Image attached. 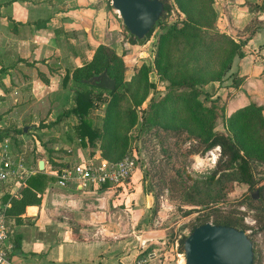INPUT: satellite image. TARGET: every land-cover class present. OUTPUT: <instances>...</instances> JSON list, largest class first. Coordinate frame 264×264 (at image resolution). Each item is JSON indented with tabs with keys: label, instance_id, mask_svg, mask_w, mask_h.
I'll list each match as a JSON object with an SVG mask.
<instances>
[{
	"label": "crops",
	"instance_id": "crops-1",
	"mask_svg": "<svg viewBox=\"0 0 264 264\" xmlns=\"http://www.w3.org/2000/svg\"><path fill=\"white\" fill-rule=\"evenodd\" d=\"M221 1L229 3L231 16L227 32L243 27L253 16L254 10L246 0L241 3ZM251 1L258 3L259 0ZM109 9L106 0H0V97L11 94L17 101L21 97L35 96L37 101H42L41 98L61 93L71 102L63 109L69 108L72 105L71 79L63 85L62 77L90 60L99 43L113 47L116 31L111 18L114 14ZM248 36L242 47L244 55L233 58L231 69L235 68L244 82L226 102L229 111L250 98L264 101V48L261 47L264 23ZM239 98L245 101L238 102ZM56 113L49 114L50 123L40 125L49 127L55 136L42 137L38 132L37 138L46 152L50 147L63 148L64 154L55 156L63 162L69 161L68 156L75 159L89 156L87 145L75 144L79 141L72 132L76 117L70 114L54 121L59 112ZM71 116L75 120H69ZM59 121L60 125L53 127ZM34 131H38L37 128ZM46 140L51 142L50 146ZM48 154L42 157L45 159ZM132 183H136L134 175L117 185L82 188L72 182L60 186L50 180L41 193L40 203L26 205L12 224L11 262L133 264L140 252L155 254L150 249L154 236L147 235L149 230L144 220L150 210V198L147 194L144 196L141 185ZM181 257L182 254L179 262ZM179 262L153 261L152 264Z\"/></svg>",
	"mask_w": 264,
	"mask_h": 264
},
{
	"label": "rangeland",
	"instance_id": "rangeland-1",
	"mask_svg": "<svg viewBox=\"0 0 264 264\" xmlns=\"http://www.w3.org/2000/svg\"><path fill=\"white\" fill-rule=\"evenodd\" d=\"M106 1L109 4V10H111L110 13L113 12L112 14H114V18L113 15L111 16L112 22L114 23L113 28L116 31L113 36V47L122 55L126 64L124 76L127 80H130L141 71V85L137 95L141 96L144 89L147 88V96L141 103H135V99L129 90L124 91L125 97L120 103L122 107L131 105L135 107L137 111L135 123L126 131L127 142L123 156L132 154L135 156L136 167L132 175H134L136 183L132 184L141 185L144 196L147 194L150 198V210L144 220L146 222V228L149 230L147 235L154 236V243L150 245V249L155 251V259L151 260L152 263L153 261L156 263H163L164 261L172 260L179 262L180 254L183 255L184 236L188 234L199 219L209 211L208 208H202V205L191 203L187 199L186 192L182 191L183 197H181L180 184L183 181L182 178L177 181L175 176H177L178 170H183L184 176H186L185 183L183 184L189 185L187 190L190 192L196 191V193H194L196 194L194 197L195 200L207 201V198L215 196V193H222L223 200L218 203V206H220L223 211H232L239 217L241 219L239 227L244 229L248 237L252 240L254 253L252 264H264V210H261L257 205L259 203L257 200L259 193H257L256 197H253L252 193L255 192V188H249L247 183L235 180L230 181L224 179V177H222L220 181H215L214 179L212 182L210 181L209 176L213 174L217 167L220 147L216 145L206 150L203 154H182L180 155V159L178 157L176 158L177 162L172 166L170 163L164 161L157 137H151V127H149V124H142V113L151 100L159 99L160 96L166 92L167 88L173 85L169 79L161 75L154 63L159 35L166 32L169 24L183 17L184 13L179 11L175 0H168L172 6L168 16L154 26L143 43H136L131 42L132 38L130 37V33L123 24L115 8L111 5L110 0ZM241 1L242 0H234V3H241ZM259 2H261V0H259L258 3L254 1L249 5L250 8L254 10L253 16L243 27L230 29V31L227 32L226 30L229 29L231 16L227 6L229 3H222L221 0H213L212 6L215 15L213 23L209 28L210 31L217 30L226 32L234 37L237 42L245 41V38H247L251 31H255L261 26V23H264V11L257 7ZM171 53L173 58L178 56V50L175 48L171 49ZM224 56V52L218 48L213 55L198 59L197 61L190 60L187 65L189 66V71L200 67L202 68L201 72L196 73L194 76L197 86L202 90L199 94V98L203 99L205 92H207L208 99L204 101L205 104H208L210 100H214L217 105V111L219 112L214 129L216 131L228 133L230 131L226 122V117L234 109L229 111L230 109H227L226 102L236 89L241 88L240 84L244 82V79L237 75V72L234 71L235 68L231 69L232 63L228 69L223 70ZM160 65H163L162 60L160 61ZM89 86L90 87H85V90L91 92L94 101L97 103L93 111V121L96 124H101V118L107 100L110 97V92L105 89H100L99 87ZM119 90L122 92L123 87H120ZM41 99L42 101H37V97L29 96L18 98V100L15 101L14 96L11 94L0 97V133L4 134L6 132V136L14 141V145L25 149L27 154L32 156L33 163H35L37 157H42L46 155V153H49L47 155L48 159L59 163L60 161L56 160L55 156L57 157L61 156L60 154H64V149L61 148L63 151L59 148L54 150L50 147V151L46 152L37 137L38 132H40L42 137L55 136L51 133L52 130L48 129L49 127L40 125L41 123H50L52 119H50L51 117L49 114H51V112H61L64 106L71 102L67 95L61 96V93ZM241 100L245 101V98H239L238 102ZM258 100H262V98L257 100L249 99V101L264 106V101L260 102ZM14 108L15 110L10 113V110ZM262 112L264 114V109ZM183 114V110L179 111V115ZM44 119H47V121L43 123L42 120ZM69 120L75 119L71 116ZM56 124L57 125L54 124L53 127L60 125V121L56 122ZM25 125H28L27 129L23 130V132H18V129ZM43 127L47 129L44 128L43 131L40 130V128ZM35 128H37L38 131H34ZM56 131H58V129ZM59 131L64 133V130L60 129ZM44 132L50 133L44 135ZM244 134L256 148L263 143L252 131H245ZM73 136H75L74 133ZM73 136L68 134L70 138H73ZM184 138V135L178 137L183 147L197 143L194 139ZM170 139H174V137H167V140ZM46 142L49 143L48 140H46ZM50 144L51 142L48 145L50 146ZM75 144L81 143L80 141H75ZM88 148V152L92 150L90 155L98 153L102 155L98 142L94 144V146H88ZM66 158L69 161L78 160L73 156H68ZM250 163L254 177L258 181L263 182L264 158L262 159L254 156L250 160ZM218 175L219 172H216L215 178ZM191 177L193 179H191ZM171 178L172 183L170 181ZM193 180H196V186H194ZM194 208L200 209L185 213L187 210ZM179 264H184L183 258Z\"/></svg>",
	"mask_w": 264,
	"mask_h": 264
},
{
	"label": "trees",
	"instance_id": "trees-1",
	"mask_svg": "<svg viewBox=\"0 0 264 264\" xmlns=\"http://www.w3.org/2000/svg\"><path fill=\"white\" fill-rule=\"evenodd\" d=\"M162 1L164 4L163 11L154 25L142 38L130 33L131 42L143 43L154 26L168 16L172 6L168 0ZM175 2L184 16L171 22L167 31L159 35L154 57L158 71L173 85L168 87L159 99L151 100L142 113V124H149L151 137H157L164 161L172 166L176 164V158L180 159L182 154H203L206 150L218 145L220 156L217 160L216 169L209 176L210 181L212 182L213 179L220 181L224 177L230 181L247 183L249 188H255L259 193L257 205L261 210H264V181L260 182L254 177L250 163L254 156L264 158V114L262 112L264 106L249 101L236 107L226 117L230 132L216 131L214 129L215 122L219 115L217 105L214 100L205 104L204 101L208 99L207 92H205L203 99L199 98L202 90L197 86L194 78L195 74L201 72L202 68L189 71L187 65L190 60L197 61L213 55L215 50L219 48L225 55L223 70H226L230 67L235 55H244L242 47L249 36L245 38V41L237 42L234 37L226 32L210 31L209 28L215 15L212 6L213 0H175ZM253 2L246 0L248 4ZM257 7L264 11V0H261ZM261 47L264 48V42ZM172 48L178 50L176 58L172 57ZM161 60L162 66L160 65ZM104 69H106L109 77L115 79L113 89L103 88L89 81L92 76L101 73ZM125 69L126 64L122 55L114 47L99 43L90 60L75 67L71 74L67 72L63 75V85L69 78L71 79L72 105L59 112L54 120L58 121L73 114L76 117V122L73 124L75 137L79 139L82 145L94 146L98 142L102 156L110 160H118L123 157L127 142L126 131L135 123L137 118L135 107L131 105L122 107L120 103L125 97L124 91L129 90L131 92L136 104L141 103L147 96V88L144 89L141 96L137 95L141 85V71L127 80L124 76ZM89 85L110 92L101 124H96L93 121V111L97 103L94 101L91 92L85 90V87H90ZM120 87H123L122 92L119 90ZM181 110L184 111L183 115H179ZM245 131L255 133V136L263 142L260 144L261 146L254 147L253 143L245 137ZM18 132H23V128H19ZM5 133H0V139L7 135ZM181 135H184L185 138L194 139L197 143L183 147L178 140ZM167 137H174V139L167 140ZM216 172H219V175L215 178ZM175 178L177 181L182 178L183 181L181 184L179 183L181 185V197H183L182 191L186 192L187 199L191 203L209 209L194 226L211 221L240 228L241 219L232 211H223L218 206V203L223 200L222 193H215V196L207 198V201L195 200L196 194L194 193L196 191L190 192L187 190L189 185L183 184L186 180L184 171L178 170ZM191 179L193 178L191 177ZM50 180L52 177L44 172L30 174L25 186L20 190V195L10 197L6 209L7 216L15 221L18 215L24 211L26 205L40 203L41 193ZM170 181L172 183V178ZM193 184L196 186V180H193ZM8 197L9 194L4 195V199ZM200 208L190 209L185 213ZM145 253L147 252H140L137 256Z\"/></svg>",
	"mask_w": 264,
	"mask_h": 264
},
{
	"label": "built area",
	"instance_id": "built-area-1",
	"mask_svg": "<svg viewBox=\"0 0 264 264\" xmlns=\"http://www.w3.org/2000/svg\"><path fill=\"white\" fill-rule=\"evenodd\" d=\"M44 160L43 169L38 160L32 161L25 149L14 145L8 136L0 139V264H15L9 258L12 244L9 243L14 219L7 216L6 209L10 197H18L26 184L27 177L36 172H44L52 177V181L60 186L74 183L78 188L98 187L100 185H117L131 178L136 167L135 156L125 155L118 160H110L102 155L92 154L75 161L53 163ZM9 197L4 199V195ZM152 252L139 255L133 264H152Z\"/></svg>",
	"mask_w": 264,
	"mask_h": 264
},
{
	"label": "water",
	"instance_id": "water-1",
	"mask_svg": "<svg viewBox=\"0 0 264 264\" xmlns=\"http://www.w3.org/2000/svg\"><path fill=\"white\" fill-rule=\"evenodd\" d=\"M129 33L142 38L163 11L162 0H110ZM90 82L113 89L115 79L106 69L92 76ZM28 125L23 127L26 130ZM43 169L44 160L38 162ZM257 196V190L252 193ZM253 244L246 231L223 223L206 221L198 224L184 236V264H252Z\"/></svg>",
	"mask_w": 264,
	"mask_h": 264
}]
</instances>
